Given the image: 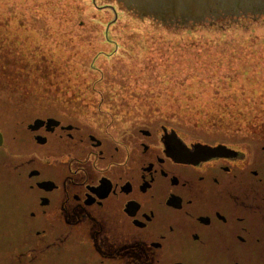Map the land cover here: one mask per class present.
Listing matches in <instances>:
<instances>
[{"label":"rangeland","instance_id":"rangeland-1","mask_svg":"<svg viewBox=\"0 0 264 264\" xmlns=\"http://www.w3.org/2000/svg\"><path fill=\"white\" fill-rule=\"evenodd\" d=\"M125 2L0 0L3 137L31 156L35 120L58 122L46 133L79 128L85 145L88 134L124 140L138 129L160 135L163 125L191 142L264 156V30L171 32ZM59 133L43 136L58 140L54 156L70 143Z\"/></svg>","mask_w":264,"mask_h":264},{"label":"flooded vegetation","instance_id":"flooded-vegetation-1","mask_svg":"<svg viewBox=\"0 0 264 264\" xmlns=\"http://www.w3.org/2000/svg\"><path fill=\"white\" fill-rule=\"evenodd\" d=\"M63 128L27 129L31 156L0 133V264H264V156Z\"/></svg>","mask_w":264,"mask_h":264},{"label":"water","instance_id":"water-1","mask_svg":"<svg viewBox=\"0 0 264 264\" xmlns=\"http://www.w3.org/2000/svg\"><path fill=\"white\" fill-rule=\"evenodd\" d=\"M146 16L155 14L160 24L162 20L168 22V27H159L171 32L215 28V33L244 28V33L264 30V0H125ZM255 9V10H254ZM216 18H226L222 22H210V14ZM227 11V12H223ZM147 14V15H146ZM58 125L52 120L47 124L35 120L27 129L37 131L44 127L51 130V125ZM1 138V135H0ZM37 143L43 144L45 139L36 138Z\"/></svg>","mask_w":264,"mask_h":264},{"label":"trees","instance_id":"trees-1","mask_svg":"<svg viewBox=\"0 0 264 264\" xmlns=\"http://www.w3.org/2000/svg\"><path fill=\"white\" fill-rule=\"evenodd\" d=\"M220 12H222V11H220ZM220 14V13H219ZM210 16V18L211 19H213V20H211L210 22H222V21H225L226 20V18H221V17H219L218 19L216 18V16H214V15H209ZM153 21V23L154 24H156V22H158L156 19H152ZM157 25H159V26H161V27H168V22H161L160 24H157ZM3 77H0V79H2ZM1 82V81H0Z\"/></svg>","mask_w":264,"mask_h":264},{"label":"bare ground","instance_id":"bare-ground-1","mask_svg":"<svg viewBox=\"0 0 264 264\" xmlns=\"http://www.w3.org/2000/svg\"><path fill=\"white\" fill-rule=\"evenodd\" d=\"M125 4H126V6H127V8H128V4L125 2ZM148 15H150V16H152V14H148ZM142 18H144V16L142 17ZM146 18H152V17H148V16H146ZM85 52V56H86V60H87V53L88 54H90V52H88V51H84ZM86 61H84L83 63H81L80 65L82 66V67H84V63H85Z\"/></svg>","mask_w":264,"mask_h":264}]
</instances>
